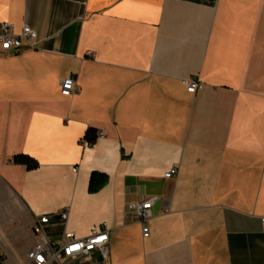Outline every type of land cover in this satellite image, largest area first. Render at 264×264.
<instances>
[{
	"label": "crops",
	"instance_id": "1",
	"mask_svg": "<svg viewBox=\"0 0 264 264\" xmlns=\"http://www.w3.org/2000/svg\"><path fill=\"white\" fill-rule=\"evenodd\" d=\"M4 22L38 40L0 49V264H33L44 215L55 240L107 223L109 264H264V0H0Z\"/></svg>",
	"mask_w": 264,
	"mask_h": 264
},
{
	"label": "built area",
	"instance_id": "2",
	"mask_svg": "<svg viewBox=\"0 0 264 264\" xmlns=\"http://www.w3.org/2000/svg\"><path fill=\"white\" fill-rule=\"evenodd\" d=\"M37 32L29 25H25L20 33H16L13 25L4 22L0 29V49L3 51H19L24 45L36 47ZM88 55H93L88 52ZM188 90L196 93L203 86L199 79L186 80ZM80 91L77 76L73 75L61 82V93L72 97ZM97 137H104L105 132L98 130ZM83 145H93L88 139L82 141ZM77 170V167L74 169ZM178 175V165H174L165 173L166 178ZM158 200L157 196H149L144 200L131 205L130 211L142 225L144 237L150 235L149 221L154 216L153 205ZM61 219L67 223L69 210L59 213ZM51 222V216L39 217L32 224V230L38 236V241L28 253V258L33 264H51L54 261H70L74 264H109L110 261V233L107 223L95 226L86 237H79L75 232L65 231L60 240L52 239L46 233V226Z\"/></svg>",
	"mask_w": 264,
	"mask_h": 264
},
{
	"label": "trees",
	"instance_id": "3",
	"mask_svg": "<svg viewBox=\"0 0 264 264\" xmlns=\"http://www.w3.org/2000/svg\"><path fill=\"white\" fill-rule=\"evenodd\" d=\"M86 139H88L90 142L94 143L96 136L95 131L90 129L87 135L85 136ZM15 161L18 163H22L28 166V168H34L38 165L37 161L29 157L28 155H19L15 158ZM108 177L104 173L95 172L92 175L91 181H90V191L96 192L98 191L107 181Z\"/></svg>",
	"mask_w": 264,
	"mask_h": 264
}]
</instances>
